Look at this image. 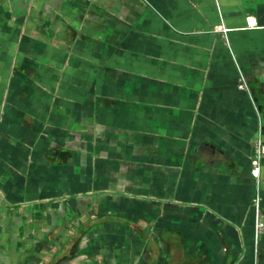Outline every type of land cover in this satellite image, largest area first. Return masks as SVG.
I'll return each instance as SVG.
<instances>
[{
  "label": "crops",
  "instance_id": "1",
  "mask_svg": "<svg viewBox=\"0 0 264 264\" xmlns=\"http://www.w3.org/2000/svg\"><path fill=\"white\" fill-rule=\"evenodd\" d=\"M259 124L264 0H0V264H264Z\"/></svg>",
  "mask_w": 264,
  "mask_h": 264
},
{
  "label": "built area",
  "instance_id": "2",
  "mask_svg": "<svg viewBox=\"0 0 264 264\" xmlns=\"http://www.w3.org/2000/svg\"><path fill=\"white\" fill-rule=\"evenodd\" d=\"M248 27L256 26V22L251 17H246ZM238 88L248 91L247 82L244 74L238 73ZM264 156V142L262 139L261 126L259 124L256 136L253 140L252 156L250 160V174L255 179L254 191L251 197V206L253 209V235L255 242L259 235L264 231V213L261 208L260 194V167Z\"/></svg>",
  "mask_w": 264,
  "mask_h": 264
}]
</instances>
